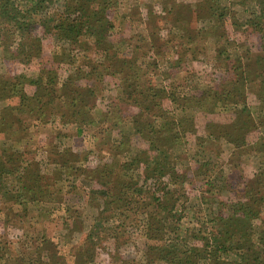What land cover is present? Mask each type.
Returning <instances> with one entry per match:
<instances>
[{
  "label": "rangeland",
  "instance_id": "1",
  "mask_svg": "<svg viewBox=\"0 0 264 264\" xmlns=\"http://www.w3.org/2000/svg\"><path fill=\"white\" fill-rule=\"evenodd\" d=\"M112 1L113 8L107 11V17L113 24L108 31L111 44L100 46L89 36H80L73 45L60 41L55 45L51 37H46L42 53L30 63L0 56V78L3 79L21 74L31 80L43 76L41 71L56 70V80L49 84L50 95L44 96L37 105L32 104V110L31 106H25L18 114L25 119L23 125L15 124L17 127L10 134L0 133L3 157L13 154L19 158L14 164L10 161L6 168L9 172L15 169L17 172L0 177V264H131L142 261L149 245L144 236L142 201L117 211L105 209V191L113 182L105 184V175L95 172L115 155L109 150V144L117 138L118 132L133 131L130 122L134 116V120L143 124L147 117L161 123L170 119L182 123L188 117H195L193 131L185 135L186 146L180 147L173 155L177 169L188 175L185 189L180 191L183 197L177 202V208L189 210L180 221V229L192 227L200 219L198 208L193 205L198 204L197 198L205 187L200 177L192 173L194 160L210 158L215 165L213 175L220 171L235 175L238 171L241 175L237 176L244 178L250 188L257 177H264V148H261L264 146L261 143L264 142V122L261 124L264 121V101L257 96L259 81L240 82L244 92L235 94L238 98L233 99L238 101L237 107L242 108L245 97L248 125L251 127L245 136L246 143L235 150L228 141L229 138L235 139L234 136L227 138L218 126L209 127L213 122L219 125L233 122L229 120L234 118L232 110H224L221 99H214L217 102L211 106L213 112L210 113L200 110L201 106L195 100L187 103V111L181 110L180 106L182 98L194 88V93L204 91L206 87H212L216 93L228 88L224 82L236 77L232 69L220 61H224L227 54L242 60L239 56L246 47L256 53L258 37L254 34L247 36L243 32L249 28L246 20L250 4L242 0L216 2L225 6L226 16H233L237 22L233 26L226 23L224 35L217 38L210 33L211 23L207 20L210 18L204 14L205 6L216 0ZM19 3L23 5L22 1ZM61 5L60 2L49 4L44 11L34 15V19L47 20L44 17L59 11ZM38 31L42 32L41 29ZM62 51L69 52L66 60L59 56ZM218 51H224L223 55H216ZM113 54L120 61H116ZM131 64L139 72L134 76H131L134 72L130 69ZM73 66L79 67L85 77L78 81L79 85L90 86L93 91L92 97L86 98L84 103L86 118L91 122L83 124L79 135L76 134V122L63 123L59 117L60 108L64 106L59 89ZM23 84L24 92L33 95L37 85L29 81ZM151 87L159 89L161 98L154 96L158 105H148ZM172 91L178 98L176 101L167 97ZM16 99L0 100V110L5 104H15ZM206 101L211 102L203 97L201 105L209 107ZM225 104L230 103L225 101ZM37 108L42 116L38 115ZM141 110L147 111L149 116L140 113ZM169 126L165 124L164 129L161 128L164 134L177 130L175 127L171 130ZM131 143L143 149L148 147L147 142L137 135H133ZM200 143L205 151L204 157L195 155ZM115 157L125 161L126 156L123 153ZM66 160L73 175L62 173L56 180L53 173L58 171L57 161ZM35 170L51 176L55 185L50 193L54 194L48 198L44 196L46 199L43 201L22 202L18 196L21 186L19 175ZM101 183L104 184L102 188ZM141 187L144 191L151 189L147 184ZM230 188L232 190L222 191L221 198H233L234 190H238L240 185L232 182ZM260 191L264 198V186ZM139 197L138 201L142 198ZM146 209L153 212L151 204ZM262 212L264 216V202ZM204 213V219H209V212ZM254 223L259 225L260 220L256 219Z\"/></svg>",
  "mask_w": 264,
  "mask_h": 264
},
{
  "label": "trees",
  "instance_id": "2",
  "mask_svg": "<svg viewBox=\"0 0 264 264\" xmlns=\"http://www.w3.org/2000/svg\"><path fill=\"white\" fill-rule=\"evenodd\" d=\"M20 1L23 5H20ZM53 2L62 3L59 11L51 15H48L49 12L46 13L45 15L48 16L44 18L48 19L45 21L34 19V15L44 11ZM216 2L220 3L216 0L213 4H207L204 14L210 18L207 19L211 23L210 33L220 38L224 35L222 32L225 33L227 30L226 23L233 26L237 22L233 16H226L225 6L222 7ZM242 2L250 4L249 17L246 20L249 28L243 32L248 34L247 36L254 34L258 37L259 47L256 53L254 54L249 47H246L242 52L243 56H239L242 60L237 57L232 58L230 54H227L226 58H223L224 61H220L228 65L236 77L232 81L224 82L228 88L219 93H216L212 87H206L204 91L194 93L196 90L194 88V91H190L182 98L180 104L181 110L187 111V103L195 100L201 106L200 110L210 113L213 112V109H210L211 106L217 102L214 99H221L224 110H232L234 118L230 117L229 120L232 119L233 122L229 125L228 123L219 125L213 122L209 124V127L218 126L220 132L227 138L234 136L235 139L229 138L228 140L234 145V150L246 143V133L251 130L248 125L245 97L242 108L237 107V100H233L238 98L235 94L244 92V88H240V82L248 84L254 80L259 81L257 96L264 101V0H242ZM111 8H113L112 0H0V56L19 63H30L35 56L42 53L43 39L46 37H51L55 45L59 41L73 45L84 36H89L100 46L111 44V41H108V31L110 32L113 24L107 17V11ZM216 10L219 12L217 13ZM116 44L121 45L120 42ZM223 53L224 51H218L216 55L220 57ZM59 56H64L66 60L70 55L69 52L62 51ZM113 56L117 58L115 54ZM116 61L120 59L117 58ZM78 68L72 67L65 83L59 89L64 99V106L63 109L60 108L59 117L62 118L63 123L65 121L76 122L74 124L77 128V135L81 134L83 124L91 122L86 118L84 103L86 98H91L93 95L92 87L86 88L79 85L78 81L85 77ZM130 69L134 71L131 76L139 73L138 70L137 72L134 70L132 64ZM41 73L43 76L31 80L21 74L8 79L0 78V100L17 98L15 104H5L0 110V133L10 134L19 124L23 125L25 119H21L18 114L23 112L25 106H31L32 110V104L37 105L42 98H45L44 96L50 95L49 84L55 82L56 70L50 69L41 71ZM90 73L91 71L87 75ZM26 81L37 85L31 96L24 92L23 83ZM40 83L44 85L39 86ZM150 90L149 98L151 99L148 105H158L154 96L161 98L159 89L151 87ZM167 97L172 101L178 99L174 91L170 92ZM203 97L211 101H206L209 107L201 105ZM225 101L230 104L226 105ZM140 113L149 116L145 110H141ZM38 115L42 116L41 112ZM134 119H136L135 116L130 122L133 131L128 133L119 131L117 138L109 144V150L114 151L115 155L111 156V160L105 162L99 171L95 170L105 175V184L113 182L108 191H105V204H107L105 209L117 211L119 208L126 209L127 205L142 201L141 214L145 218L146 225H144V236L149 241V245L142 256V261L140 263L133 261L131 264H264V216L261 215L264 198L260 191V187L264 186V177H257L255 184L250 188L251 185L244 182V178L243 180L237 176L241 175L240 172L235 170L234 175L233 172L223 174L220 171L213 175L212 169L215 165L210 158H204L203 161L194 160L195 165L191 167L192 173L200 177L201 184L205 187L201 189L197 198L198 204L193 205L198 208L200 219L192 227L180 229V221L189 210L177 208V202L183 197L180 191H184L188 175L182 169H177L176 158H173V155L180 147L186 146L185 135L193 131L195 117H188L182 123L175 119L161 123L157 119L151 120L147 117L143 124ZM15 124L16 127H14ZM165 124L170 125L171 130L174 127L177 130L172 131L173 133L167 131L164 134L161 128L164 129ZM148 126L150 128L145 133L142 132ZM242 130H244L243 133H240ZM237 132L239 134H236ZM133 135L145 140L148 144L147 149L133 145L131 143ZM261 143L264 145L263 141ZM197 145L195 155L204 157L203 146L201 143ZM261 148L263 149L264 146ZM3 151L0 153V177L17 172L16 169H11L12 171L9 172L6 168L10 161L14 164L19 159L13 154L7 157L6 154L3 157L5 154ZM64 152H67V149ZM123 153L126 156L125 161L115 157ZM57 162L58 171L53 173L56 180L62 176V173L73 175L67 160ZM262 173L264 174V171ZM126 174L129 176L125 177ZM19 177L21 186L18 189V196L21 197L22 202L43 201L53 196L54 193H50V189L53 188L55 182L52 181L51 176L43 175L35 170L31 173L20 174ZM232 182L240 185V188L234 190L233 198H221L222 191L232 190L230 188ZM141 183L147 184L151 189L144 191ZM139 196L142 197L140 201H138ZM19 197H17L18 200ZM113 204L114 206L111 207ZM149 204L152 205V213L146 209ZM205 211L209 212L207 213L209 219H204ZM256 219L260 220L259 225L254 223ZM209 222L212 223L207 225ZM122 226L125 225L122 223Z\"/></svg>",
  "mask_w": 264,
  "mask_h": 264
}]
</instances>
